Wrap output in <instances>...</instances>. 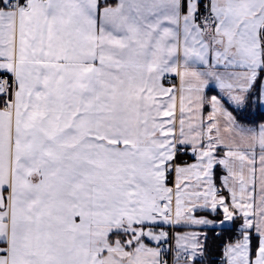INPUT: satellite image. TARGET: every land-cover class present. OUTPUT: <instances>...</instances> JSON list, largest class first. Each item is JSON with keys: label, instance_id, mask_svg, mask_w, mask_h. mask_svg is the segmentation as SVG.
Instances as JSON below:
<instances>
[{"label": "snow or ice", "instance_id": "6c2138e0", "mask_svg": "<svg viewBox=\"0 0 264 264\" xmlns=\"http://www.w3.org/2000/svg\"><path fill=\"white\" fill-rule=\"evenodd\" d=\"M0 264H264V0H0Z\"/></svg>", "mask_w": 264, "mask_h": 264}]
</instances>
